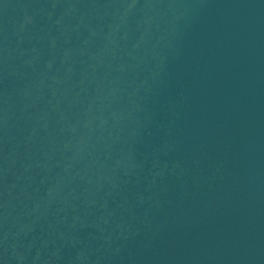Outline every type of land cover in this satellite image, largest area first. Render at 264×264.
Segmentation results:
<instances>
[{"label": "water", "instance_id": "obj_1", "mask_svg": "<svg viewBox=\"0 0 264 264\" xmlns=\"http://www.w3.org/2000/svg\"><path fill=\"white\" fill-rule=\"evenodd\" d=\"M0 264H264V0H0Z\"/></svg>", "mask_w": 264, "mask_h": 264}]
</instances>
